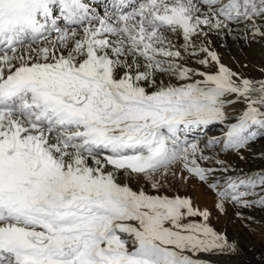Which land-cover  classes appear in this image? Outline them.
Segmentation results:
<instances>
[{
    "label": "snow or ice",
    "instance_id": "1",
    "mask_svg": "<svg viewBox=\"0 0 264 264\" xmlns=\"http://www.w3.org/2000/svg\"><path fill=\"white\" fill-rule=\"evenodd\" d=\"M213 36L264 50V0H0V264L238 253L181 194L264 212V170L227 159L264 140V63L230 67Z\"/></svg>",
    "mask_w": 264,
    "mask_h": 264
},
{
    "label": "bare ground",
    "instance_id": "2",
    "mask_svg": "<svg viewBox=\"0 0 264 264\" xmlns=\"http://www.w3.org/2000/svg\"><path fill=\"white\" fill-rule=\"evenodd\" d=\"M212 40L213 46L221 54L223 62L234 69H238V64L235 61H241L245 63L251 62V64L264 63V61L259 57V53H264V50H261L259 45H253L252 48H244L241 51V45L235 42L232 37L213 36ZM233 57H235V61L232 59ZM249 68L251 69V67ZM246 70L247 69H245V71ZM219 127V125H213L210 126L207 131L209 132V134H217L219 132ZM253 152L255 154L264 152V146L262 144H254ZM263 157L261 159H263ZM237 164H239V162ZM251 165V167H244L242 166V164L240 166L243 167L245 171H258L264 169V164H262L260 161H257L255 164ZM181 194L190 196L193 199L194 204H197L201 208H207L212 213V224L218 230L226 231L229 239L235 240L238 245L239 251L235 255L210 256L207 257V259L212 260L214 264H237L238 262H240L239 260L241 257L243 246L241 233L242 231L247 232L248 228H252L251 224H248L247 222H243L244 224H242L238 222L239 220L235 221L234 212L236 211V209L231 206L227 207L226 215L218 212L215 208V194L211 190L207 189L204 184L199 183L195 178H189L187 180V184L182 190ZM244 211L248 212V210ZM252 211L248 212V214L254 216V212Z\"/></svg>",
    "mask_w": 264,
    "mask_h": 264
},
{
    "label": "rangeland",
    "instance_id": "3",
    "mask_svg": "<svg viewBox=\"0 0 264 264\" xmlns=\"http://www.w3.org/2000/svg\"><path fill=\"white\" fill-rule=\"evenodd\" d=\"M263 56L264 53H259V57L264 61ZM246 71L251 72L252 68L251 69L247 68ZM256 144L257 145L262 144L264 146V140H260ZM247 155H248V160L245 162H240L236 160L234 156H229L227 157V159H229L230 161H235L236 163L239 162V164L240 165L242 164V166L244 167H249V166L251 167L252 166L251 164H255L257 161H260L262 164H264V157L261 156L260 153L255 154L253 152V146H252V153H249ZM262 157L263 159H261ZM252 212H254V216H256L255 222L251 223V227H252L250 228L252 229L251 231L248 228L247 232L242 231L241 233L243 246L241 251V257L239 260L240 262H238L237 264H264V212H261L259 209H254ZM237 220L238 219H235V221ZM238 222L244 224L243 223L244 221L241 222V220H239Z\"/></svg>",
    "mask_w": 264,
    "mask_h": 264
}]
</instances>
